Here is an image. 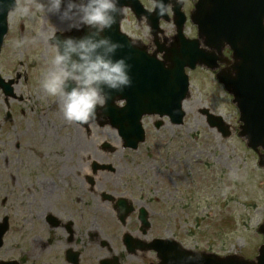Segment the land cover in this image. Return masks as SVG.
Listing matches in <instances>:
<instances>
[{"label": "rangeland", "instance_id": "374dc122", "mask_svg": "<svg viewBox=\"0 0 264 264\" xmlns=\"http://www.w3.org/2000/svg\"><path fill=\"white\" fill-rule=\"evenodd\" d=\"M140 1L152 9V0ZM183 1L188 13L192 3ZM17 2L31 7L35 0ZM13 11L1 48L0 74L22 76L15 85L22 101L10 100L13 121L4 123L5 105L0 99V216H9L0 259L69 264L64 252L72 249L79 252V264H99L112 255L121 256L120 264H156L151 252L126 255L125 232L140 236L134 239L172 236L191 250L254 257L263 241L257 228L264 221V166H258L257 155L237 135L238 111L214 73L203 68L188 73L190 95L181 125L165 119L155 129L157 118L143 117L144 143L135 151L122 150L119 143L113 146L118 136L100 110L92 122H68L58 100L41 89L47 60L54 55V46L41 34L55 27L56 18L43 13L19 17ZM162 26L165 35L170 33V24ZM122 29L135 40L152 43L147 26L128 10ZM188 30L193 36L194 28ZM25 37L36 42L16 48L13 41ZM204 110L221 115L230 135L223 137L209 128ZM106 143L115 149L103 150ZM84 155L91 157V164L113 171L95 178L97 194L121 196L146 209L150 221L146 235L138 233L135 214L121 226L111 206L83 197L72 168L82 165ZM78 198L81 201L76 202ZM47 214L61 225L71 222L72 242H67L61 226L47 227ZM89 233L95 235L93 239Z\"/></svg>", "mask_w": 264, "mask_h": 264}, {"label": "water", "instance_id": "95a60500", "mask_svg": "<svg viewBox=\"0 0 264 264\" xmlns=\"http://www.w3.org/2000/svg\"><path fill=\"white\" fill-rule=\"evenodd\" d=\"M13 4L14 0H0V8L10 10ZM122 5H129L139 15L144 14L136 0H120L121 8ZM180 6V3L175 4L173 8L177 35L165 49L163 61L155 60V54H146L145 48L133 45L119 32L121 15L117 17V24L106 31L107 35L124 45L117 52V57L128 58L132 78L131 86L110 92L104 110L109 114L111 126L117 129L125 146L135 148L144 138L139 122L143 114H166L173 123H181L184 115L181 100L187 96L188 86L184 68L204 65L214 69L219 61L227 66L216 77L233 94L240 111L242 125L239 136L256 152L258 148L264 151V0H196L190 17L198 27V39L192 41L185 40L182 35ZM6 16H0V44L6 32ZM226 45L233 51L232 62L222 56ZM10 84L11 81L6 82L0 77V88L5 93H11ZM114 99H125L127 104L117 108ZM209 121L225 133L221 118L210 117ZM263 163L264 152L259 154V165ZM258 231L264 236V223ZM126 243L128 245V241ZM145 247L157 252L159 264H264V244L255 260H245L237 255L219 257L192 252L171 239L154 240Z\"/></svg>", "mask_w": 264, "mask_h": 264}, {"label": "clouds", "instance_id": "9594fccd", "mask_svg": "<svg viewBox=\"0 0 264 264\" xmlns=\"http://www.w3.org/2000/svg\"><path fill=\"white\" fill-rule=\"evenodd\" d=\"M12 9L13 16L35 18L43 13L56 18L55 27L41 34L54 45V55L47 60L40 86L47 97L58 100L66 121L88 123L106 106L111 91L131 86L128 58L117 57L124 45L106 34L124 12L120 0H35L31 7L15 0ZM152 10L166 15L165 0H155ZM8 11L0 8V16ZM85 29L83 35H71ZM35 42L25 37L13 44L22 48Z\"/></svg>", "mask_w": 264, "mask_h": 264}, {"label": "flooded vegetation", "instance_id": "af4514ba", "mask_svg": "<svg viewBox=\"0 0 264 264\" xmlns=\"http://www.w3.org/2000/svg\"><path fill=\"white\" fill-rule=\"evenodd\" d=\"M80 172H84V174L78 173V175H82L84 177V185H85V187H87L86 191L92 192L94 184H90L87 180H86L87 185L85 184V179L88 175H90V172H91L90 168H87V169L80 171ZM23 262H24L23 260H20V263H23Z\"/></svg>", "mask_w": 264, "mask_h": 264}, {"label": "bare ground", "instance_id": "6f19581e", "mask_svg": "<svg viewBox=\"0 0 264 264\" xmlns=\"http://www.w3.org/2000/svg\"><path fill=\"white\" fill-rule=\"evenodd\" d=\"M183 108H184V110L186 109L185 102L183 103ZM113 144L116 145V144H117V141L114 140V141H113ZM31 247H32V253H34V252L36 251L37 248H36V245H35L33 242L31 243Z\"/></svg>", "mask_w": 264, "mask_h": 264}]
</instances>
